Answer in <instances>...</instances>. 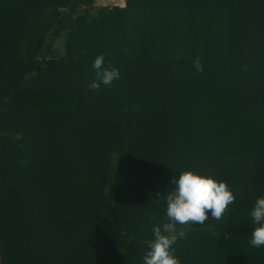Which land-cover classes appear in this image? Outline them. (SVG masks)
I'll return each instance as SVG.
<instances>
[{
    "label": "trees",
    "instance_id": "1",
    "mask_svg": "<svg viewBox=\"0 0 264 264\" xmlns=\"http://www.w3.org/2000/svg\"><path fill=\"white\" fill-rule=\"evenodd\" d=\"M189 168L236 199L181 264H264V0H0V264H144Z\"/></svg>",
    "mask_w": 264,
    "mask_h": 264
},
{
    "label": "clouds",
    "instance_id": "2",
    "mask_svg": "<svg viewBox=\"0 0 264 264\" xmlns=\"http://www.w3.org/2000/svg\"><path fill=\"white\" fill-rule=\"evenodd\" d=\"M108 63L109 66L105 67L103 54L94 59L92 68L95 76L89 84L91 89L99 90L101 84L111 85L119 79V69L111 66V61ZM194 63L198 72L203 71L199 56ZM172 184H175V189L164 196L167 204L166 217L153 229L154 239L148 242L144 264H181L173 245L184 232L182 229L178 231L176 225H203L208 220L209 212L215 221L221 220L228 206L236 199L226 181L217 180L212 175L201 174L191 168L182 170ZM251 217L255 227L251 233L250 245L259 248L264 246V196L257 198Z\"/></svg>",
    "mask_w": 264,
    "mask_h": 264
},
{
    "label": "rangeland",
    "instance_id": "3",
    "mask_svg": "<svg viewBox=\"0 0 264 264\" xmlns=\"http://www.w3.org/2000/svg\"><path fill=\"white\" fill-rule=\"evenodd\" d=\"M95 5L101 6V5H124V0H95ZM54 55L60 54V50L58 48H54Z\"/></svg>",
    "mask_w": 264,
    "mask_h": 264
}]
</instances>
